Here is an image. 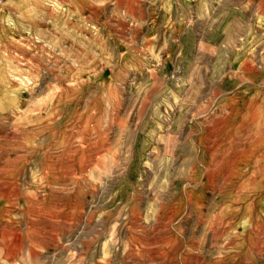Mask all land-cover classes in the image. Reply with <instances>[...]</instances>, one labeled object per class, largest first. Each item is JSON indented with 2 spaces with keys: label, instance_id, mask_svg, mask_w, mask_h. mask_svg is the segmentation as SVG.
Segmentation results:
<instances>
[{
  "label": "rangeland",
  "instance_id": "374dc122",
  "mask_svg": "<svg viewBox=\"0 0 264 264\" xmlns=\"http://www.w3.org/2000/svg\"><path fill=\"white\" fill-rule=\"evenodd\" d=\"M0 264H264V0H0Z\"/></svg>",
  "mask_w": 264,
  "mask_h": 264
},
{
  "label": "bare ground",
  "instance_id": "6f19581e",
  "mask_svg": "<svg viewBox=\"0 0 264 264\" xmlns=\"http://www.w3.org/2000/svg\"><path fill=\"white\" fill-rule=\"evenodd\" d=\"M30 78V77H29ZM27 79V78H26ZM30 80H32V79H30ZM34 81V80H33ZM30 82V81H29ZM35 84V83H34ZM29 87V86H28Z\"/></svg>",
  "mask_w": 264,
  "mask_h": 264
}]
</instances>
